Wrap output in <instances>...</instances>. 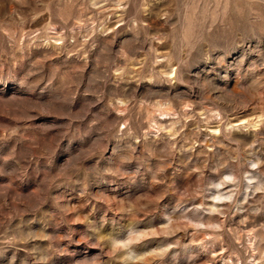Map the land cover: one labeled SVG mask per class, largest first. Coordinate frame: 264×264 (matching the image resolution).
<instances>
[{"label":"rangeland","instance_id":"374dc122","mask_svg":"<svg viewBox=\"0 0 264 264\" xmlns=\"http://www.w3.org/2000/svg\"><path fill=\"white\" fill-rule=\"evenodd\" d=\"M0 264H264V0H0Z\"/></svg>","mask_w":264,"mask_h":264}]
</instances>
